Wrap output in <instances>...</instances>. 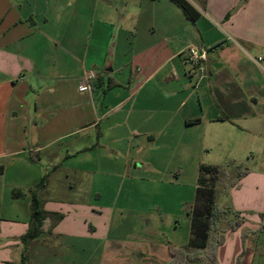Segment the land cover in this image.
Masks as SVG:
<instances>
[{"label":"crops","instance_id":"crops-1","mask_svg":"<svg viewBox=\"0 0 264 264\" xmlns=\"http://www.w3.org/2000/svg\"><path fill=\"white\" fill-rule=\"evenodd\" d=\"M188 1L194 22L171 0H0V264H130L119 197L229 163L216 264H264V0ZM190 44L207 49L202 74Z\"/></svg>","mask_w":264,"mask_h":264},{"label":"rangeland","instance_id":"rangeland-1","mask_svg":"<svg viewBox=\"0 0 264 264\" xmlns=\"http://www.w3.org/2000/svg\"><path fill=\"white\" fill-rule=\"evenodd\" d=\"M212 150L211 155L216 149ZM228 165H226L228 168L226 171L221 169L216 176L217 189L215 188L214 197L217 206L223 202L224 193L228 190L227 183L235 173H239L231 163ZM188 173L193 174L194 171L189 170ZM188 176L189 178L180 179L178 184L167 183L160 187L161 193L153 196L149 202H143L137 198L119 197L111 225L121 228L122 234L117 236L127 242L130 264H166L167 241L183 250L198 251L199 248L188 245L190 238L188 212L194 203L196 187V179L193 175L188 174ZM222 186L223 188L219 189ZM83 189L88 190V187ZM94 204L100 206L106 203L101 197L94 200ZM145 205L153 207H150V212L144 217L134 211Z\"/></svg>","mask_w":264,"mask_h":264},{"label":"trees","instance_id":"trees-1","mask_svg":"<svg viewBox=\"0 0 264 264\" xmlns=\"http://www.w3.org/2000/svg\"><path fill=\"white\" fill-rule=\"evenodd\" d=\"M171 1L181 9L191 22L198 18L199 12L188 0ZM219 119L222 120L224 117L220 116ZM219 171H221V168L216 165L200 164L196 179L194 203L188 212L191 223L188 245L202 249V252L200 254L188 252L167 241L166 245L170 253V259L166 264H216V247L222 240V237H217V225L227 212L225 208L215 205L216 176ZM240 176L241 174L239 173L237 177L239 178ZM47 177L48 174H44L30 189L31 222L29 230L23 236L24 239L35 238L41 231L44 213L38 198V192L46 186ZM22 194L18 189L12 190L13 197H19ZM242 221L243 218H236L230 222L229 227L235 229Z\"/></svg>","mask_w":264,"mask_h":264},{"label":"built area","instance_id":"built-area-1","mask_svg":"<svg viewBox=\"0 0 264 264\" xmlns=\"http://www.w3.org/2000/svg\"><path fill=\"white\" fill-rule=\"evenodd\" d=\"M187 61L196 73H203L202 63L207 58V49L200 47L196 44H190L187 47ZM95 78V72L93 70L86 71L81 77V83L78 85V89L80 91H88L90 90V82Z\"/></svg>","mask_w":264,"mask_h":264}]
</instances>
